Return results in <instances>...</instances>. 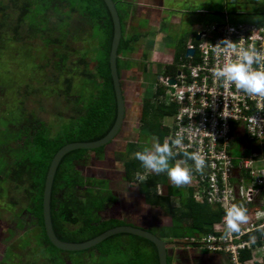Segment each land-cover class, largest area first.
<instances>
[{
	"label": "trees",
	"instance_id": "trees-1",
	"mask_svg": "<svg viewBox=\"0 0 264 264\" xmlns=\"http://www.w3.org/2000/svg\"><path fill=\"white\" fill-rule=\"evenodd\" d=\"M244 3L245 6L252 4L255 8L264 6V2L258 0H245ZM229 4L235 8L241 5L237 0L229 1ZM117 9L123 20L118 6ZM235 11L236 17L240 16L243 20L233 19L234 14L230 13L231 21L250 22L244 17L258 15L246 10ZM259 15L264 16V12ZM251 22L264 25V21L256 19ZM113 34L112 16L104 0H0V97L16 103L18 99L24 101L37 93H41L43 98L53 95L73 112L68 123L59 125L60 128L55 132L50 128L55 123L27 119L20 115L21 108L13 109L7 104L0 108V118L5 119L1 131L0 163L7 160L10 169L5 177L0 176V184H4L0 196L5 195L6 201L18 206V210L32 213L36 217L37 232L25 230V235L17 241V254H13V250L0 264H7L9 259L19 264H160L156 246L136 235L121 233L83 251H63L50 242L44 226L43 193L47 173L56 153L73 142H91L103 138L117 118V98L110 68ZM192 40L193 44L198 43L196 38ZM128 43V39L123 37L119 55L131 50ZM187 57L186 53L181 52L176 55L174 65L177 67L173 66L176 69L170 75L177 74ZM77 58L86 59L84 67H81L80 59ZM92 65H96L93 72ZM82 69L88 73L85 78L79 77ZM90 79L98 80L95 89H86L85 86L91 83ZM164 81L160 84H164ZM18 88L24 90L22 98L17 96ZM163 89L166 91L165 84L163 88H158L153 97L143 101L137 136L141 141H129L131 156L125 164L126 171L132 174V180L139 183L140 192L146 201L158 205L163 214L172 220V226L155 233L157 236L178 241L218 234L223 217L220 206L197 200L195 195L198 187L177 186L166 172L155 173L146 169L135 158V152L148 148L143 142L148 138L161 144L166 137L171 138L173 124L164 123V119L175 116L177 105L172 98L169 104L162 101L166 95ZM40 110L47 111V107L43 106ZM61 113L56 117L61 119ZM14 123L15 129L10 127ZM13 142H17L15 146L11 145ZM99 149L69 152L56 172L51 214L54 231L63 241L83 243L121 225L119 221L103 220L97 215L106 200L113 197L91 190L86 200H80L81 204L76 203V197L70 192H65L64 196L58 195L61 188L71 189L83 184V178L72 162L89 160ZM183 154L174 157L178 162L179 158L188 161ZM9 159L12 162L9 163ZM139 171L146 173L145 180H138ZM161 186H165L167 192L159 194ZM173 197L177 198L178 206L172 205ZM249 207L252 211L257 209ZM78 208L82 210L81 213L73 214ZM18 210L15 209L10 220L5 222L10 223L22 213ZM20 229H24V224ZM263 237L264 231L251 234L252 239L258 240L257 245H262ZM115 252L117 256L114 257ZM251 259V250L243 252L242 260L245 263ZM168 262L171 264L170 257ZM257 264H264V258L262 263Z\"/></svg>",
	"mask_w": 264,
	"mask_h": 264
},
{
	"label": "built area",
	"instance_id": "built-area-1",
	"mask_svg": "<svg viewBox=\"0 0 264 264\" xmlns=\"http://www.w3.org/2000/svg\"><path fill=\"white\" fill-rule=\"evenodd\" d=\"M231 40V47L221 50L216 45ZM194 50L181 65L174 77L175 84L164 83L177 105L173 118L172 140L181 136L182 143L173 148V154L199 152L205 156L203 172L194 170L190 160L179 158L184 167L192 168V178L198 187L196 199L218 205L223 217L218 226L220 233L191 239V243L213 253L227 255L232 264H245L243 252L264 256L262 245L251 234L264 231V96L250 95L214 75L217 68L237 60L242 50H255L264 57V25L255 22L231 21L213 24L202 32ZM260 67L264 69V64ZM170 87L174 92L170 91ZM239 144V145H236ZM250 146V152L237 153V147ZM233 204L247 210L248 220L240 225L238 232L226 227V210ZM250 205L257 208L250 209Z\"/></svg>",
	"mask_w": 264,
	"mask_h": 264
},
{
	"label": "flooded vegetation",
	"instance_id": "flooded-vegetation-1",
	"mask_svg": "<svg viewBox=\"0 0 264 264\" xmlns=\"http://www.w3.org/2000/svg\"><path fill=\"white\" fill-rule=\"evenodd\" d=\"M116 5L120 8L121 14L123 16V36L125 40L126 37H130L132 40H128L130 43H136L139 40L146 39V35H150L149 31H144L143 27H138L136 33H130L127 35V31H134V27L128 28L127 27V19L126 17L129 16L130 9L132 7V0H115ZM144 3H149L151 6L150 8H145L148 11L147 22L149 24H156L158 27L156 33V37L161 35V33H166L168 36L174 35V31H176L175 26L181 24L184 20H187L183 17H180V14L183 10L194 11L198 9L196 7V1L193 2L192 0H140ZM131 3V4H130ZM182 9V10H180ZM145 11V10H144ZM131 21V20H130ZM132 23V22H131ZM148 24V26H149ZM166 24H171L170 29L166 27ZM133 25H136L135 23ZM147 25V24H146ZM132 26V25H131ZM147 26V27H148ZM172 34H169L171 33ZM155 37V35H150ZM155 37V38H156ZM131 45V44H130ZM132 53V52H131ZM130 53V54H131ZM120 55V62L118 63L119 73L121 76V83L123 88V95L126 103V112H125V120L123 121L122 127L119 133L116 135L113 141L108 143L106 146L102 147L98 151L94 152L96 154L95 157H90L89 160H75L72 164L77 169L78 173H80L81 177L83 178V184L77 185L74 188L67 189L61 188L59 190V196H64L65 192H76L77 196H79V201L86 200L89 192L95 191L98 193H103L104 195H108L113 197L111 200H106L102 209L97 211V215L99 218L103 220H115L120 221L122 223H126L128 225H132L135 227H140L142 229L148 230L150 232L158 234L160 230L166 229L168 222V215H164L162 209L158 207V205H151L146 201L144 195L140 192V186L134 181H129L128 184L123 183V176L126 177L127 172L125 174H113L111 173L112 170L106 169V167L110 166L111 168L113 165L118 164L124 160V150L126 149L127 145H119L117 141L120 138L126 137L131 138L130 129V121L134 118L135 120L141 119V112H142V105L140 106L141 109L137 113L136 109L139 104L141 95L138 94L140 89V77H138V69L136 67L135 71V64L127 63L125 64ZM143 98V97H142ZM3 100L0 97V108L4 105L1 101ZM143 102V100L141 99ZM140 114V115H138ZM15 120V119H14ZM116 121V120H115ZM4 125V121H3ZM16 123H14V126ZM2 126V124H1ZM11 127V126H10ZM16 127V126H15ZM3 128V126H2ZM18 128V127H17ZM16 128V129H17ZM20 128V127H19ZM20 130V129H19ZM131 141V140H130ZM119 147V148H118ZM91 160V161H90ZM125 161V160H124ZM7 160H4L0 163V175L3 176L4 169L7 170L9 167L6 164ZM87 163V164H86ZM5 167V168H4ZM119 168V166H115ZM122 167V166H120ZM1 179V177H0ZM115 181V183H114ZM81 191V192H80ZM13 205V210H11V214L15 212V209L18 210L19 207ZM1 207L3 205L1 204ZM12 207V206H11ZM22 212L19 214L18 212ZM16 212L17 216H15L10 223H0V230H2V234L0 235V261L5 260L7 254L13 252V254H17L18 250L16 249L17 241L20 237L25 235V230H31L34 233L35 229V222L36 217L28 212L27 210L21 211L18 210ZM31 214L33 216V220L29 225L24 224V216L25 214ZM23 216V217H22ZM163 217V219H162ZM1 222V220H0ZM26 226L25 229L20 230V226ZM124 225V224H123ZM163 228V229H162ZM18 229V230H17ZM16 237H13V234L16 233ZM33 232H31L33 234ZM30 233V234H31ZM10 238V241H7ZM5 243V244H4ZM176 243V242H174ZM198 250L197 248H191ZM171 258V257H170Z\"/></svg>",
	"mask_w": 264,
	"mask_h": 264
},
{
	"label": "rangeland",
	"instance_id": "rangeland-1",
	"mask_svg": "<svg viewBox=\"0 0 264 264\" xmlns=\"http://www.w3.org/2000/svg\"><path fill=\"white\" fill-rule=\"evenodd\" d=\"M182 1H184V0H182ZM192 1L195 2V0H192ZM237 1H239V3L241 4V2H244L245 0H237ZM258 1H260V0H258ZM195 3H196V7L198 9H203L205 11L204 12H202L203 10L202 11H199V12H202V13H198V14H194L192 11H189V10H183L181 12L180 17H183V18H185L187 20L184 21L181 24L180 28H179L182 31L181 36H178L179 39H177L176 36H173L172 35L174 41H176V43H172L173 44L172 46H174V48L176 49L175 50L176 55L178 53H180V52L182 54L185 52V45L184 44L187 42V40H189V37L192 36V33L193 32H194V34H195L196 31L197 32H201L203 30H206V29L210 28L211 25H213L215 23H219V22L225 20V18H226V15L225 14H227L231 18V15H230L229 11H225L226 10V7H225L224 0H197ZM248 6L251 7V5H248ZM180 10H182V9H180ZM262 17H264V16H262ZM232 18L235 19V20H243L242 17H240V16L239 17H236V15L232 16ZM244 19L246 21L249 20V19H250V21H252L253 19H255V16H252V18L250 16H246V17H244ZM165 39H171V38L166 33L163 32L160 35V42H162ZM180 40H181V42L179 44V41ZM150 42H152V41H150ZM160 50L161 49L159 48V51L154 56V60L159 65H162V61L164 60V58L166 57V55L162 51H160ZM149 57L150 58L152 57V54L151 53L149 54ZM77 59H80L79 61H80L81 67H84L85 63H87L86 59H84V58L83 59L82 58H77ZM73 60H75V59H73ZM74 65H76V64H74ZM94 66H96V65H94ZM94 66L93 65L91 66L92 72L94 71ZM158 70H159V68H158ZM158 70H156L155 72L158 73ZM80 73L82 75L79 76V77L85 78V75L86 74L88 75V73H86V71L84 69H82ZM90 80H91L90 81L91 83H88L85 86L86 89H88V90L95 89L98 80L97 79H94V80L93 79H90ZM147 81L150 82V84L147 85L148 82L146 83V86L147 87H146V92H144L145 95H144V98L143 99H146V98H149V97L152 96L153 89L156 86V84H158L160 88L162 87L158 83V75L155 74L154 72H153V75L150 74L149 76H147ZM16 92H17L18 98H20V97L22 98L23 97L24 90L21 89V91H20V89L18 88L16 90ZM164 92H165L166 95L162 97V101H164V102H166V103L169 104L171 102V96L168 93H166L165 90H164ZM61 94H62V92L59 93V95H61ZM1 101L4 104H7L8 106H10L13 109H17V107H18V109L21 108L23 114L20 112L21 113L20 115H22V116L24 115V117H26V118L28 117L27 119H34L35 121H37V120L38 121L39 120H43V121H47L48 124L55 123L53 125V127H52V125L50 127V128H53V130H55V132L57 131V129L60 128L59 125H66V123H68L69 116H71L72 113H73L71 110H69V108L67 107V105L65 103L62 104L63 102L57 100L56 96L54 97L53 95H50L48 98H43L41 93H37V94L33 95V97H31L30 99H24V101L22 99H18L17 102H19V103H17V102L15 103V101H11V100L7 99L6 97H4L3 100H1ZM141 103H142V101H141V98H140L139 104H138L137 109H136V112L137 113L140 111V109L142 107L141 106L142 105ZM43 106H46L47 107V111H45V110L44 111H41L40 110V108L43 107ZM59 112H62L61 113L62 114L61 119H59V118L56 117L57 114H59ZM138 115H140V114H138ZM3 120H5V119H3V117H2V119L0 118V126H1V124L3 125ZM171 121H172L171 118H165L164 119V123H168L169 124V123H171ZM17 124H19V123L17 122ZM10 126L13 129H15L14 124H11ZM21 128H23V127H21ZM2 129H4V126H3V128H2V126L0 127V140L2 138V133H1ZM139 129H140V120H135V118H134L132 121H130V129H129V131L131 133V138H128L127 139L126 137H124V138H120L117 141L118 146L119 145H124V146L127 145V147H126V153L127 154L131 150L130 147L128 146L129 145L128 143H129L130 140L133 141L138 136ZM19 142H22V141H19ZM16 143L17 142H13V143H11V145L12 146H15ZM92 153L93 152H91V154ZM95 156H96L95 153L92 154V157H95ZM10 162H12V160L9 159V163ZM171 163H179L176 160V158L174 157V155L172 157ZM8 169L7 170L4 169V173L6 171V173L3 175L4 177H5V175L8 174V171H10V169L9 170ZM127 174H128V179L130 177V180H132L131 179L132 178V174H130V172L127 173ZM137 176H138V180H145V178H147L146 173L145 172H142V171L141 172L139 171ZM133 181L136 182L137 184H139L136 180H133ZM3 187H4V184L3 183L0 184V193L3 191L2 190ZM159 191L163 194V187L162 186L159 187ZM70 193H72V192H70ZM72 194L76 197V200H77L76 203L81 202V201H79V196H77L76 192H73ZM102 195L105 196L103 193H102ZM178 203L179 202H178L177 199H172V205L178 206ZM1 204L3 205V207H1ZM81 204H82V202H81ZM9 208L11 210H13L14 207H13L12 203H9L8 201H6L5 195L4 196H0V220H1L0 223H3L5 221L10 220L11 210ZM165 208L166 207H164V212L167 213V210H165ZM81 211L82 210H79V208H78L76 211L75 210L73 211V214L79 215L81 213ZM32 220H33V216H31V214H27L26 213L25 216H24V224L29 225V223H31ZM119 223H120V221H119ZM169 226H170V223H168L166 227H169ZM25 227L26 226H24V229H25ZM17 230H16V233L13 234V237H16ZM1 234H2V230H0V235ZM10 240L11 239L8 238L7 241H10ZM177 242H184V240H178V241H176L175 244H177ZM178 245L179 246H182V245L183 246H186V245L188 246L189 244H185V245L184 244H178ZM169 247L170 246L168 244V249H169ZM113 256L114 257L117 256V253L115 252V255H113ZM107 262H110V261H107ZM7 264H19V262L17 263V261H13V260L9 259L7 261Z\"/></svg>",
	"mask_w": 264,
	"mask_h": 264
},
{
	"label": "crops",
	"instance_id": "crops-1",
	"mask_svg": "<svg viewBox=\"0 0 264 264\" xmlns=\"http://www.w3.org/2000/svg\"><path fill=\"white\" fill-rule=\"evenodd\" d=\"M229 1H232V0H224L225 7H226L225 11H229V13H232L234 15L236 13L235 10H240V11L246 10V11L250 12L251 14L258 13L259 17H260L259 14L264 12V6H261L258 8H255V6L252 4H247L245 6V3H244L245 1H244V2H241L240 7L235 8L234 5L229 4ZM261 1H262V3L264 2V0H260L259 2H261ZM131 2H132V7L130 9L129 16L126 17L127 27L132 28L135 26V28H134V31L128 30L126 32L127 35H130V33H133V34L136 33V30L140 26V27H143L145 32L149 31L150 35L154 34L156 37L157 34L154 33V31H157L158 27L156 24H152V23L149 24L147 22L148 16H146L148 14V11L145 8H150L149 6H151V5L149 3L141 2L140 0H132ZM248 5H251V7ZM243 7L245 9H242ZM195 13L196 12L194 11V14ZM196 14H198V13H196ZM234 15H232V16H234ZM255 17H257V16H255ZM184 21H186V20H184ZM259 21L263 22L264 20H259ZM134 23L136 25H133ZM148 24H149V26H148ZM181 24H178V27H177V25L175 26L176 31H174V33H173L174 34L173 36H176L177 39H179L178 36H181V33H182L181 29H179ZM170 25L166 24V27H169V29H170ZM169 34H172V32ZM193 34H194V32L192 33V36L189 37V40L191 38H193ZM150 35H146V39H144L143 41L139 40L136 43L132 42V43H130L131 45L128 43L131 50H126L124 53L121 54L122 55L121 58L125 64L133 63V64H135V66H134L135 71H136V67L138 69V75H139L138 77H140V84H139L140 89L138 91V94H140V95L142 94L141 99L143 101H144L143 98L145 95L144 92H146V87H147L146 83L148 82L147 76H149L150 74L153 75V72L157 75H162V74L170 75L173 72L172 71L173 69H171V66L176 62V52H175L176 49L174 48V46H172L173 45L172 43H176V41H174L173 37L169 36L171 39H165L162 42H160V35L156 38L153 36H150ZM126 38L128 40H132L130 37L129 38L126 37ZM149 40L152 42H150ZM181 40L179 41V44H180ZM159 48L161 49L160 51H162L166 55V57L162 61V65H159L154 60V56L159 51ZM150 53L152 54L151 58L149 57ZM158 68H159V70H158ZM156 70H158V73L155 72ZM158 80H159V77H158ZM148 84H150V82H148L147 85ZM161 86L163 87V85H161ZM158 88H159V85L156 84V86L153 89V94L151 97H153L155 95V93L158 91ZM141 104H143V102ZM169 118H171L172 121H171V123H169V124L167 123V124L172 125L173 124V116L169 117ZM138 138L139 137H136L133 141H137V142L141 141ZM169 139H170L169 137H166V141L170 144ZM143 142L146 143V145H145L146 147L148 146V148H151L153 143L156 141L148 138L146 141H143ZM130 156H131V154L129 152L127 154L126 149H125L124 150V160L125 161L123 160L121 162V164L119 162L118 164L113 165L111 168H109L110 166H108V167H106V169H108L109 171L112 170L111 173L114 172L113 174H115V175L116 174L121 175V173L125 174V172H127L126 168H125V164H126L128 158H130ZM115 166H119V168H117ZM120 166H122V167H120ZM129 181H131V180L128 179L127 175H126V177L123 176V183L124 184H128ZM114 183H115V181H114ZM193 186H196V184L194 182V179L192 178L191 181L188 184H185L184 187L191 188ZM162 187H163V192L164 193L167 192V188L165 186H162ZM172 199H177V198L173 197ZM168 219H169L168 222L170 223V226H172L171 218L169 217ZM123 224H126V223H122V225ZM166 228H168V227H166ZM166 241L169 242V246H170L169 249L171 250V254H170L171 255L170 256L171 257V264H232L230 259L228 258V256H226L223 253L209 252L205 249H201V248L194 246V245L179 246L178 244L174 243L176 241H172V240H166ZM193 247L197 248L198 250L191 249ZM263 258H264V256H262L260 253H258V254L252 253V259L249 261H246L245 264L262 263Z\"/></svg>",
	"mask_w": 264,
	"mask_h": 264
},
{
	"label": "clouds",
	"instance_id": "clouds-1",
	"mask_svg": "<svg viewBox=\"0 0 264 264\" xmlns=\"http://www.w3.org/2000/svg\"><path fill=\"white\" fill-rule=\"evenodd\" d=\"M202 10L203 9H195L194 11L196 13H202L205 11ZM194 11L192 12L194 13ZM255 19L257 21L264 20V17L257 16L255 17ZM202 32H206V31L203 30L199 32L198 35L200 36ZM123 37L124 36H123V26H122V38ZM193 38H195V34H193ZM193 40L192 38L190 40H187V44L185 45V52L183 54H185L186 51L189 50L188 46L190 43H193ZM216 45H223V48L221 50H226L227 48L232 46L231 40L228 39H224ZM118 58H120L119 54H118ZM254 64L257 66L264 64V57H262L254 49L242 50L241 55L237 60L233 62H229L223 67L215 69L214 75L217 78H221L227 82L234 83L237 88L242 89L244 92L250 95L264 96V69L260 67L254 69L253 68ZM173 66L176 65L173 64L171 66L172 69ZM175 69H173V71ZM168 76L170 75H165V74L158 75L159 77L158 82L160 83ZM162 85L164 86L163 83ZM182 139L183 138L181 136H177L172 140L171 144L173 146H178L182 143ZM237 149H238L237 153L239 155L240 153L244 154L246 152H250L251 150L250 146L248 148L246 147L245 149L243 147L242 149H240V151L238 147ZM134 155L135 158L139 160L143 165V167H145L146 169H150L155 173L166 172L169 179L177 186L188 184L192 179V171H193L192 168L184 167L181 163H171L173 157V148L170 146V144L167 141H165L163 144L159 142H154L151 148H145L143 151H137L135 152ZM183 155L188 160L193 162L195 171L197 172L204 171L206 167V159L204 155H202L199 152H185ZM225 215H226V227L229 232H238L240 229V225L242 223H246L248 220L246 208L236 204L230 206L226 210Z\"/></svg>",
	"mask_w": 264,
	"mask_h": 264
},
{
	"label": "water",
	"instance_id": "water-1",
	"mask_svg": "<svg viewBox=\"0 0 264 264\" xmlns=\"http://www.w3.org/2000/svg\"><path fill=\"white\" fill-rule=\"evenodd\" d=\"M107 5L109 12L112 16L113 26H114V34L112 40V47L110 52V68L111 75L113 78L115 94L117 98V118L109 133L103 138L91 141V142H73L63 146L54 156L45 181L44 193H43V217H44V226L46 230V234L50 240V242L60 250L63 251H83L89 248L96 246L97 244L103 242L105 239L125 233L132 234L144 239L151 241L157 248L159 263L160 264H169L168 258L171 256V250L168 249L169 242L163 240L155 233L150 232L148 230L142 229L140 227H135L132 225H119L114 228H111L99 236L83 242V243H72L66 242L58 238L54 231L53 222H52V214H51V200H52V190L53 184L55 181L56 172L58 167L65 155L69 152L78 150V149H87V150H95L106 146L108 143L114 140L116 135L119 133L123 121L125 120V112H126V103L123 95V88L121 83V76L118 69V49L120 45V41L122 39V23L119 15V11L117 9L116 3L114 0H104ZM197 39H200V36L197 35ZM194 50H187L186 56L194 55ZM170 84H174L175 80L171 79L169 81ZM171 91L174 92V89L171 88ZM179 244V243H177Z\"/></svg>",
	"mask_w": 264,
	"mask_h": 264
},
{
	"label": "bare ground",
	"instance_id": "bare-ground-1",
	"mask_svg": "<svg viewBox=\"0 0 264 264\" xmlns=\"http://www.w3.org/2000/svg\"><path fill=\"white\" fill-rule=\"evenodd\" d=\"M226 16H228V15L226 14ZM228 17H229V16H228ZM229 18H230V17H229ZM230 19H231V18H230ZM222 22H224V20L221 21V22H219V23H222ZM211 26H212V25H211ZM211 26H210V27H211ZM208 29H209V28H208ZM208 29H206L205 31H208ZM198 33H199V32H197V31L195 32V38H196V40L199 42L200 40L197 39V35H198ZM200 37H201V35H200ZM189 56H192V55H189ZM179 71H180V70H179ZM179 71H178V72H179ZM178 72H177V74H178ZM177 74H176V75H177ZM176 75H170V76H168L167 78H170L169 81H170L171 79H174V80H175L174 77H175ZM167 78H166V79H167ZM166 79H165V80H166ZM169 81H168V83H169ZM175 82H176V81H175ZM164 84H165V83H164ZM169 84H170V83H169ZM174 84H175V83H174ZM165 85H166V84H165ZM171 85H173V84H171ZM166 91H167V93H168V86H166ZM170 91H171V89H170ZM171 92H172V91H171ZM168 94H169V93H168ZM169 95H170V94H169ZM171 98H172V97H171ZM173 118H174V117H173ZM169 141H171V140L169 139ZM170 144H171V143H170ZM173 155H174V154H173ZM158 192H159V194H162L160 191H158ZM125 225H128V224H125ZM198 237H199V236H198ZM198 237L187 238V239L184 240V242H177V243H179V244H181V243H182V244H189V245L197 246V245H195V244H192L190 240H191V239H197ZM197 247H198V246H197ZM226 256H227V255H226ZM228 258H229V257H228Z\"/></svg>",
	"mask_w": 264,
	"mask_h": 264
}]
</instances>
